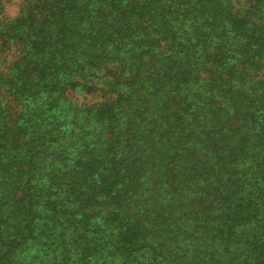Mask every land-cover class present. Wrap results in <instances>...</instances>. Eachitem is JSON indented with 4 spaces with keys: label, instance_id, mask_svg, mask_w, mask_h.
Instances as JSON below:
<instances>
[{
    "label": "trees",
    "instance_id": "16d2710c",
    "mask_svg": "<svg viewBox=\"0 0 264 264\" xmlns=\"http://www.w3.org/2000/svg\"><path fill=\"white\" fill-rule=\"evenodd\" d=\"M0 264H264V0H0Z\"/></svg>",
    "mask_w": 264,
    "mask_h": 264
},
{
    "label": "rangeland",
    "instance_id": "374dc122",
    "mask_svg": "<svg viewBox=\"0 0 264 264\" xmlns=\"http://www.w3.org/2000/svg\"><path fill=\"white\" fill-rule=\"evenodd\" d=\"M6 13L13 16L17 12V4L15 2H10L8 5H6ZM78 101H81L79 98H77Z\"/></svg>",
    "mask_w": 264,
    "mask_h": 264
}]
</instances>
